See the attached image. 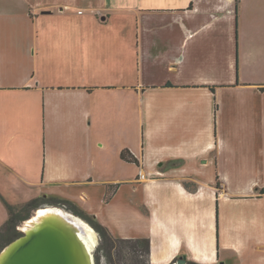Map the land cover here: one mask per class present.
Here are the masks:
<instances>
[{
    "label": "crops",
    "instance_id": "crops-1",
    "mask_svg": "<svg viewBox=\"0 0 264 264\" xmlns=\"http://www.w3.org/2000/svg\"><path fill=\"white\" fill-rule=\"evenodd\" d=\"M4 2L0 228L57 198L150 264H264V0Z\"/></svg>",
    "mask_w": 264,
    "mask_h": 264
},
{
    "label": "trees",
    "instance_id": "trees-1",
    "mask_svg": "<svg viewBox=\"0 0 264 264\" xmlns=\"http://www.w3.org/2000/svg\"><path fill=\"white\" fill-rule=\"evenodd\" d=\"M235 2L237 8L239 0H235ZM121 158L124 159V152L121 153ZM3 203L8 213V219L0 228V251L21 236L18 226L28 219L34 210L44 205H53L78 216L94 229L99 238V243L94 252V264H100L103 259L105 264H150V241L148 238L115 237L93 216L85 213L68 200L40 197L22 206H13L4 200ZM178 260L175 261V264ZM184 264L198 263L186 261Z\"/></svg>",
    "mask_w": 264,
    "mask_h": 264
},
{
    "label": "water",
    "instance_id": "water-1",
    "mask_svg": "<svg viewBox=\"0 0 264 264\" xmlns=\"http://www.w3.org/2000/svg\"><path fill=\"white\" fill-rule=\"evenodd\" d=\"M72 228L75 227L40 225L31 232H21L20 237L0 251L10 247L0 264H89ZM184 263V258L176 262ZM91 264H94L93 253Z\"/></svg>",
    "mask_w": 264,
    "mask_h": 264
},
{
    "label": "bare ground",
    "instance_id": "bare-ground-1",
    "mask_svg": "<svg viewBox=\"0 0 264 264\" xmlns=\"http://www.w3.org/2000/svg\"><path fill=\"white\" fill-rule=\"evenodd\" d=\"M40 225L74 226L75 228H72V231L79 239L82 250L86 254L89 264H91V254L98 244V236L89 224L60 207L44 205L34 210L33 214L28 219L21 222L18 226V230L23 233H28L35 230L37 226ZM9 248V246L6 247L5 250L0 253V263L4 260Z\"/></svg>",
    "mask_w": 264,
    "mask_h": 264
},
{
    "label": "rangeland",
    "instance_id": "rangeland-1",
    "mask_svg": "<svg viewBox=\"0 0 264 264\" xmlns=\"http://www.w3.org/2000/svg\"><path fill=\"white\" fill-rule=\"evenodd\" d=\"M1 4H4V0H0ZM8 6H10V3L8 2ZM237 59H238V52H237ZM104 143L106 144V146L103 148V160L105 163H108V167H103V177L104 176H112L114 175V159L116 156V151L119 149L120 145L122 144L121 141H116L114 139H105L103 140ZM76 205V204H75ZM79 207V206H78ZM80 208V207H79ZM81 209V208H80ZM84 211V210H83ZM33 214V213H32ZM89 214V213H87ZM90 215V214H89ZM93 216V215H91ZM94 217V216H93ZM103 217H105L108 221L112 220L113 215H111L110 212L106 211V207H103ZM95 219H97L96 217H94ZM98 220V219H97ZM99 221V220H98ZM100 222V221H99ZM3 223V222H2ZM101 223V222H100ZM112 225L111 227H108V229L110 230V232L113 235H117L116 234V228H115V224H114V220L111 221ZM2 225V224H1ZM105 226V225H104ZM106 227V226H105ZM98 243H99V238H98ZM98 245V244H97ZM97 247V246H96ZM95 247V249H96ZM95 249L93 251V257H94V252ZM100 264H105L104 259L101 260Z\"/></svg>",
    "mask_w": 264,
    "mask_h": 264
}]
</instances>
